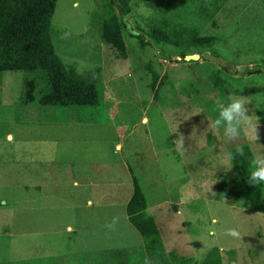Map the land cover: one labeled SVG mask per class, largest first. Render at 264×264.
<instances>
[{
	"label": "rangeland",
	"instance_id": "rangeland-1",
	"mask_svg": "<svg viewBox=\"0 0 264 264\" xmlns=\"http://www.w3.org/2000/svg\"><path fill=\"white\" fill-rule=\"evenodd\" d=\"M211 1L181 0L172 7L168 0H137L124 32L128 57L120 58L100 35L107 0H58L52 21L56 50L68 67L94 74L103 89L104 105L85 107L81 112L52 108L51 114L61 120L82 116L101 122L36 124L43 116L52 118L47 110L44 114L36 109L37 104L23 102L25 80L38 78V74L27 70L2 73L0 264H47V256L39 261L32 255V231L41 230L39 238L46 247L57 228L50 224L53 219L32 220L31 169L35 166L33 172L40 177L38 170L45 172V167L57 164L66 168V157L76 153L92 158L85 154L90 152L95 157L100 152L112 154V160L107 155L103 171L114 166L116 158L128 162L147 199L160 203L152 212L168 251L202 260L216 247L226 264H264V184L242 183L232 161L227 169L217 165L219 153L244 142L251 145L256 158L264 155V91L249 92L264 86V0H216L215 5ZM200 4L209 11L222 7L216 25L197 14ZM242 4L253 12L248 29L243 27L246 10ZM165 11L175 14L176 22H206L204 29L218 38L209 57L195 53L183 59L176 46L148 35L149 43L142 46L132 36L131 30L142 29L137 21ZM247 68L262 71L245 75ZM217 70L231 94L248 100L253 127L241 129L232 139L224 136L223 129L210 130L215 101L227 96L211 79ZM154 72L160 81L156 99L151 88ZM116 141L122 143L119 155L114 154ZM132 175L127 172L119 178L126 181ZM114 210L118 230L117 239H112L113 250L86 254L84 258L94 261L78 264H150L141 234L128 222L125 207L120 202ZM41 216L46 220L47 215Z\"/></svg>",
	"mask_w": 264,
	"mask_h": 264
},
{
	"label": "trees",
	"instance_id": "trees-1",
	"mask_svg": "<svg viewBox=\"0 0 264 264\" xmlns=\"http://www.w3.org/2000/svg\"><path fill=\"white\" fill-rule=\"evenodd\" d=\"M216 0L211 3L215 5ZM137 0H107L101 14L100 35L102 40L115 49L118 57L127 58L128 48L124 36L127 18L131 15ZM174 7L181 0H168ZM58 0H0V83L4 71H33L38 78L25 80L23 102L27 105L37 104L44 114L49 117L40 119L42 123L60 122L98 123L90 118L71 116L68 119L54 118L51 109L66 108L69 111H83L85 107L96 108L104 105L103 92L100 82L94 74L79 73L74 67H68L59 55L53 43L52 21ZM225 5V4H224ZM243 27L248 29L252 11L242 4ZM222 7L210 10L200 4L197 14L206 22L216 25V14ZM175 15V14H174ZM174 15H167L166 11L159 16H149L137 21L142 29L131 30L132 36L139 39L142 46L147 45L146 35L156 42H163L180 48L177 52L183 59L188 54H201L209 57L217 36L204 29L206 22L201 24H187L176 22ZM144 28V29H143ZM144 30V31H143ZM205 30V31H204ZM143 31V32H142ZM261 69L247 68L243 73L250 75L261 72ZM214 71L211 79L214 86L222 94L230 95L231 89L227 80ZM159 75L154 72L151 88L157 98L160 88ZM264 91V86L250 90V93ZM247 93V92H246ZM248 94V93H247ZM45 110V111H44ZM73 112V114H74ZM109 120V117L107 118ZM229 152L235 154L232 164L238 171L240 180L244 184L250 183L248 173L251 171L256 155L248 142L233 147ZM132 171V168H131ZM134 192L127 206L130 221L141 233L145 249L152 264H226L219 248H212L202 258L179 254L176 250L167 251L161 228L156 217L148 212V200L139 179L134 175ZM234 253V252H232Z\"/></svg>",
	"mask_w": 264,
	"mask_h": 264
},
{
	"label": "crops",
	"instance_id": "crops-1",
	"mask_svg": "<svg viewBox=\"0 0 264 264\" xmlns=\"http://www.w3.org/2000/svg\"><path fill=\"white\" fill-rule=\"evenodd\" d=\"M38 122L36 124L45 126L49 124ZM121 151L122 143L116 141L114 154L119 155ZM85 154L93 155V157L85 155L80 157L76 153L72 154L63 161L64 164L67 163V165L65 164L66 168L63 166L60 168L58 164L57 166H44L45 172L42 171L43 169L38 170L41 171L40 177L37 172H33V170H37L35 166L31 169L29 201L32 220L50 222L53 219L54 223L50 224L57 228L52 231L55 235L54 239L46 247L39 238L41 230L32 231V255L37 256L39 261L43 260L40 257L47 256V264L91 263L94 258H84L86 254L111 252L113 250L112 239L113 237L117 239L118 230V217L114 209L119 207L120 202L126 209L125 215L128 222L132 224L127 206L133 196L134 182L128 162L122 157L121 160L116 158L115 165L110 167L106 165L108 169L103 171V164L108 163L107 155H111L110 160H112V154L100 152L97 157L92 152ZM72 167H78L79 171ZM127 172L132 175V179L131 176H128V180H121L119 175L126 176ZM159 205L160 203L155 200L153 202L148 200L147 210L155 216L152 210L159 209ZM42 214L44 217L47 215L46 220H43ZM49 228L48 230H50ZM66 234H72V237ZM140 239L142 248L145 249L142 235ZM115 243L117 244V242ZM144 252L149 263L152 264L146 249Z\"/></svg>",
	"mask_w": 264,
	"mask_h": 264
},
{
	"label": "clouds",
	"instance_id": "clouds-1",
	"mask_svg": "<svg viewBox=\"0 0 264 264\" xmlns=\"http://www.w3.org/2000/svg\"><path fill=\"white\" fill-rule=\"evenodd\" d=\"M248 100L237 94H230L215 101L216 116L211 123L210 130L223 129L224 136L235 138L241 129L251 130L253 127L251 115H248L246 105ZM235 158L232 152L218 154L217 165L230 168L231 161ZM248 180L252 184H264V155L257 156L251 171L248 173ZM231 235H236L231 232Z\"/></svg>",
	"mask_w": 264,
	"mask_h": 264
}]
</instances>
